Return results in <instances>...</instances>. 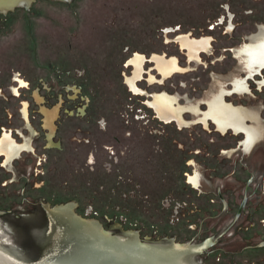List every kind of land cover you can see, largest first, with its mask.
Instances as JSON below:
<instances>
[{"label": "water", "instance_id": "water-1", "mask_svg": "<svg viewBox=\"0 0 264 264\" xmlns=\"http://www.w3.org/2000/svg\"><path fill=\"white\" fill-rule=\"evenodd\" d=\"M263 68L264 0H0L4 122L22 126L21 100L60 104L69 151L38 138L45 174L0 186V264H264ZM105 135L115 155L76 157L74 137ZM24 147L0 140L7 160Z\"/></svg>", "mask_w": 264, "mask_h": 264}, {"label": "flooded vegetation", "instance_id": "flooded-vegetation-1", "mask_svg": "<svg viewBox=\"0 0 264 264\" xmlns=\"http://www.w3.org/2000/svg\"><path fill=\"white\" fill-rule=\"evenodd\" d=\"M262 71H264V68L262 69ZM261 72H259L258 74H260ZM19 79L25 80L27 82V85L21 86ZM12 81L16 84L14 87L10 88V91L14 97L20 98L22 96V92H21L22 90H30V86H31L30 81L23 78L21 73H15ZM15 88H17L19 90V93H16L14 91ZM44 104L45 105L40 106L39 110L37 111L36 108L34 107V105H36L35 103L33 105V103H31L28 100H21V102L19 104L18 112H19V116H20L23 124H22V126H17L15 128L8 127L5 124V122H4V111H5L4 108L0 112V140L3 138L5 132L8 131L9 133H11V135L16 140L18 145H22V146L25 145V147L22 148L21 150H19L13 156V158H11L10 160H7V157L5 154L0 153V186L1 187L6 186L8 183H17L21 179H24L25 183L23 186V191H26L29 184L31 183V177L38 176L39 174H43V175L45 174V172H42L41 167L43 166V164L47 163L49 158H48V153L39 152L38 146L36 144V140L38 138H42L44 140V144L42 146V151L45 150L44 152H47V151L52 150V149H60V151H66L65 149L64 150L62 149V145H61L62 142L59 141V144L54 143V138L56 136L55 135L56 130L59 129L58 122H59V117H60L59 115L61 112L60 104H58L54 107L51 105L47 107L46 103H44ZM83 105L84 104H81V106H83ZM147 106H148V104H147ZM56 108H57L58 112H57V116L55 117V119L53 121L54 129L52 132L51 127L49 125H47V123H46V113L45 112L46 111H52ZM76 109H77L76 112H75V110H71L73 112H71V111L68 112V110H66L65 112L69 118H74V117L78 118V117L84 116L83 113H80V111L82 110V109L80 110V107H76ZM25 111H26V113H25ZM35 113H39L41 116V119H40V129L41 130L40 131H38L36 129V126L34 125V119H36ZM8 115L10 116L11 119L14 117L13 114L9 113ZM157 118H159L162 122H165V123L176 122V120L171 121V122H166L163 119H161L158 115H157ZM70 120H72V119H70ZM99 124H101V122H99ZM228 130L234 131L233 128H229ZM83 131L84 130L81 127H77V129L74 130V132H76L77 136L80 135L79 133H82ZM218 131H220V130L218 129ZM234 134L235 135H238V134L245 135L246 133L244 131H240L239 133L234 132ZM81 137H82V139H78L77 137H74V139L72 140L73 152L76 154V157L78 155H79L78 157H80V156L86 154L87 155L86 159H87L88 165H96L97 164L98 153L101 152V149L109 150V152L111 154L115 155V152L112 151V149H114V146L111 148L110 146H107L104 144L108 140L106 138V135H105L104 139L98 138L97 140H95L93 138H84L83 136H81ZM110 140H112V139H110ZM110 140H109V142H110ZM114 140L119 142L118 137H115ZM241 145L244 146V142ZM66 153H69V151L67 150ZM186 166H195L194 159H188V161H186ZM5 172L10 174V177L8 179L4 178ZM183 172H184V177H185V183L184 184L186 186L190 187L192 190H197L198 188H197L196 184H194L189 178L190 175H195V173H193L194 171L192 173H189L187 171H183ZM130 180L132 181V178ZM250 181L252 182V179ZM36 184L37 183L34 182L33 186L37 187ZM43 185H45V182H43ZM167 191H168L166 193L167 196L169 194L173 195L176 192L175 190H172V189L167 190ZM2 196H4V195L2 194ZM222 200H223L222 205H223V207H226V209L229 207V204L232 205V202H230V200H225L224 198H222ZM250 200L251 199H249V197L244 198L243 203L237 207L236 214H235V221L236 222L242 217L243 212L247 208V205H248ZM212 202H214V201H212ZM173 203H174L173 209L176 211V208L178 210L182 204H186V201L181 202L180 199H178L177 197H174ZM89 211H90V213L92 212L91 210H89ZM3 214H4L3 210H0V216ZM125 215H127V213L122 212L120 216L121 217H127ZM111 216H113V215H111ZM254 225L255 224L253 222L252 227H254ZM234 233L235 232H232L231 235H234ZM204 243H205V246L212 245L213 244L212 238H211V240L209 238L206 239V241ZM201 245H203V244H201ZM262 245L264 246V242L262 243Z\"/></svg>", "mask_w": 264, "mask_h": 264}]
</instances>
